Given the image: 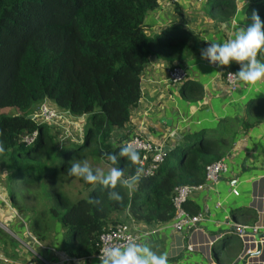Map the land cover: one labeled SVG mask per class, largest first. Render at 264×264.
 <instances>
[{"label": "trees", "instance_id": "16d2710c", "mask_svg": "<svg viewBox=\"0 0 264 264\" xmlns=\"http://www.w3.org/2000/svg\"><path fill=\"white\" fill-rule=\"evenodd\" d=\"M157 4L158 0H0V141L4 147L0 175L5 181L0 195L6 197L0 204L36 241L69 257L95 254L99 234L120 222L122 214L145 225L170 221L175 188L202 183L205 166L223 158L232 146L236 131L232 127L226 131L228 137L203 139L186 147L176 144L165 151L151 175L142 176L136 191L117 185L119 202L110 199L102 185L82 178L80 182L89 187L86 197L72 201L62 190L61 178L70 177L72 155L98 158L109 167L124 168L126 176L135 174L137 162L120 158L118 165H111L102 153L118 152L123 146L126 135L122 133L139 100L140 76L149 58L182 62L198 53V39L190 32L177 27L148 31L144 19ZM220 6L228 9L227 16L235 7L231 0H223ZM251 14L247 8L248 18ZM231 65L223 75L237 71L238 65ZM199 88L193 82L183 83L179 94L190 97ZM43 102L65 112L64 117L83 119L77 140L69 135L56 138L54 134L62 130L57 121L31 118ZM259 108L264 110V100L247 105L239 129L264 118V113L253 115ZM219 123L226 129L233 124L230 119ZM189 138L182 137L183 143ZM40 179L50 188V198L42 202L36 200ZM27 195L37 207L27 206ZM182 208L190 215L198 213L189 199ZM25 239L36 245L28 236ZM17 249L19 244L0 228L2 256L14 258Z\"/></svg>", "mask_w": 264, "mask_h": 264}, {"label": "crops", "instance_id": "0c3cea01", "mask_svg": "<svg viewBox=\"0 0 264 264\" xmlns=\"http://www.w3.org/2000/svg\"><path fill=\"white\" fill-rule=\"evenodd\" d=\"M233 2L234 10L227 16L228 9L220 6L223 0H179L174 4L158 0L157 6L146 14L144 23L152 33L171 27L190 32L197 37L200 49L204 42L225 41L233 30V22L251 23L247 8L256 11L264 20V0H248L243 11L238 8V0ZM170 37L172 35L166 39ZM258 59L264 61V54L259 55ZM172 63L180 64L184 69V78L178 83H170L167 78L166 68ZM233 65L237 66L235 63ZM225 68L207 65L200 60L199 50L182 62L174 60L169 63L150 57L140 76L139 100L123 131L146 137L166 151L176 144L186 147L203 139L228 137L226 131L230 127L236 130L232 146L223 157L227 173L188 198L202 214V220L196 225L199 229L193 232L190 239L203 241L205 235L217 236L210 246L214 264H236L241 244H235L234 249L229 248L232 238L229 230L234 223L251 224L256 218V211L264 207V118L246 130L239 129L247 105L264 100V83L248 85L237 79L235 87L231 89L222 74ZM217 71L221 73L219 76ZM188 82L198 84L199 92L183 97L179 94V88ZM263 113L264 110L259 108L253 115ZM223 119H230L232 126L227 129L221 126L219 121ZM186 135H191V138L183 143L182 137ZM230 184L236 189V194L231 192ZM0 197L5 203L4 197ZM247 211L248 214H245ZM120 216L122 220L127 219L124 214ZM1 217L11 225L17 224L15 228L12 226V233L26 242L30 249H17L14 258L2 256L0 252V264H41L40 258L51 264H99L93 255L73 258L52 246L42 244L39 247L29 243L25 239L27 229H22L10 210L0 204ZM251 218L254 220L248 223ZM0 223L5 226L3 221L0 220ZM131 230L141 235L136 240L138 243L146 241L157 254L166 252L169 264H209L202 249L192 252L179 250L180 243H183L180 237L184 232H175L170 221L159 225L135 223Z\"/></svg>", "mask_w": 264, "mask_h": 264}, {"label": "built area", "instance_id": "2783aa9c", "mask_svg": "<svg viewBox=\"0 0 264 264\" xmlns=\"http://www.w3.org/2000/svg\"><path fill=\"white\" fill-rule=\"evenodd\" d=\"M179 0H167V3L174 4ZM196 2H202L204 0H195ZM234 1V0H231ZM204 43L201 47H204ZM207 64V62H205ZM208 65V64H207ZM215 67V66H213ZM167 78L170 83H178L184 78L183 66L177 63H172L166 68ZM224 78L229 84L230 88L235 87L236 78L231 75V72H226ZM66 116L65 112L53 109L48 106L46 102H43L35 113L31 114V118H39L43 121L56 122L58 118H63ZM66 118H72L69 115ZM126 135L121 143L122 145L131 143L140 155V160L137 162V168H143V176L151 175L159 165V163L165 158L164 147L160 144L153 143L150 139L143 137L134 132L122 133ZM227 173V164L223 158L214 161L205 166L204 169V180L200 184L196 185H182L175 188V193L172 197V204L175 209V213L170 220L171 227L177 233H183L180 237L179 250L192 252L194 250H203V253L209 264H214L213 259L210 255V246L216 240L215 235H205L203 241L192 240L190 237L193 232L199 228L196 226L199 221L202 220V214L200 212L190 215L182 208L183 201L191 197L195 192L200 191L203 186L207 184L215 183L218 178ZM231 192L236 194V189L230 184ZM1 198V197H0ZM2 199V198H1ZM3 201V200H2ZM128 217V216H127ZM22 221V219L19 217ZM135 222L129 217L125 220H121L109 229L102 231L98 236L99 248L98 251L93 254L95 258L101 253V250L108 245L123 244L127 239L134 238L137 240L141 235L138 236L135 232L131 230V226ZM7 228V227H6ZM264 230V207L261 210L256 211V218L251 224L234 223L232 224L229 233L235 236L240 241V250L236 256V264H264V236L259 239L254 238L255 233L262 232ZM9 231V230H8ZM10 232V237L19 244L21 250L30 249L26 242L18 239V237ZM187 232V234H185ZM30 240L42 247L38 241L34 239L33 236L27 232ZM259 244V250L256 251V245ZM41 259V264H51L47 260ZM7 261V259H3Z\"/></svg>", "mask_w": 264, "mask_h": 264}, {"label": "clouds", "instance_id": "9594fccd", "mask_svg": "<svg viewBox=\"0 0 264 264\" xmlns=\"http://www.w3.org/2000/svg\"><path fill=\"white\" fill-rule=\"evenodd\" d=\"M247 3L248 0H238V8L243 11ZM232 29L223 42H204L205 46L199 49L200 60L218 69L235 63L238 68L231 73L233 77L248 85L264 83V61L258 59L259 55L264 54V20L253 11L251 23L233 22ZM220 74L217 71V75ZM3 152V142L0 141V153ZM102 155L111 165H118L120 158H127L133 164L140 160L138 151L131 143L121 146L118 152H103ZM67 171L86 183L102 185L108 190L109 198L117 202L122 200L116 191L117 185L127 188L130 193L134 192L144 174V169L139 167L131 176H126L125 169L116 166L110 167L106 173L100 169L94 171L87 161H73ZM98 260L99 264H169L166 252L157 254L146 241L138 243L134 238L127 239L123 244L105 246Z\"/></svg>", "mask_w": 264, "mask_h": 264}, {"label": "rangeland", "instance_id": "374dc122", "mask_svg": "<svg viewBox=\"0 0 264 264\" xmlns=\"http://www.w3.org/2000/svg\"><path fill=\"white\" fill-rule=\"evenodd\" d=\"M50 107L53 108V109H55L53 107V105L50 106ZM82 120L83 119L81 117H79V118H66V119H65V117L58 118L57 119V124H59L62 127V130H58L59 133H55L54 134L55 137L56 138H60V140H61L62 138H64L67 135H69V136H71V137H73L74 139L77 140L79 138V128L81 127ZM76 131H78V133ZM80 150L81 151H85L86 149L85 148H81ZM69 159H70L71 162H73V161H80V162L87 161L89 163V165L94 170L100 169V170L104 171L105 173L110 168L101 159L94 158V157L91 158V157L88 156V157H83V158L78 159V158H76V156H73L72 155V156H69ZM3 179H4L3 176L0 175V186H3L4 189H5V185H4L5 184V181H3ZM39 181L42 184L39 183L37 185V186H39V187H37L38 188L39 195L36 197V200H39L40 199L39 202H42L43 200H48L50 198V188H49L48 184L46 182H44L43 179H40ZM60 183H61L60 186L62 187V190H64L65 192H68L69 193V197H70V199L72 201L75 200L76 198H80V197H83L84 198L88 194V190H89L88 188L89 187L84 186L80 182L79 177L72 176V175H70V177H68V176L66 177L65 176L64 178H61V182ZM3 187H0L1 188L0 190H3ZM19 187H22V184L21 183L19 184ZM33 190H35V189L33 188ZM4 195H5V193H4ZM3 197H4V201H5L6 197L5 196H3ZM32 199L33 198L30 195H27V198L25 200V203L27 204V206H30L31 204H34V206L37 207L36 201L34 202V201H32ZM0 201L2 202V199L1 198H0ZM0 220L3 221L4 225L10 231L12 229V226L14 228H15V226H17V224L11 225V223H8V221L5 222L2 217L0 218ZM11 232H14V231H11ZM54 232H56V233L59 232L58 234H61L62 231H59L58 228H55ZM5 233H7V232H5ZM7 234H8V236L10 235L9 233H7ZM239 243H240L239 239L237 237H235V236H232L231 241H230L229 248L234 249L235 244H237L239 246Z\"/></svg>", "mask_w": 264, "mask_h": 264}, {"label": "water", "instance_id": "95a60500", "mask_svg": "<svg viewBox=\"0 0 264 264\" xmlns=\"http://www.w3.org/2000/svg\"><path fill=\"white\" fill-rule=\"evenodd\" d=\"M0 228H2L5 232H7V233L10 234V232L8 231V229H7L5 226H3L1 223H0ZM263 236H264V230H263L262 232H259V233H255V234H254V238H255L256 240L259 239L260 237H263ZM258 250H259V244L257 243L255 253H256Z\"/></svg>", "mask_w": 264, "mask_h": 264}]
</instances>
